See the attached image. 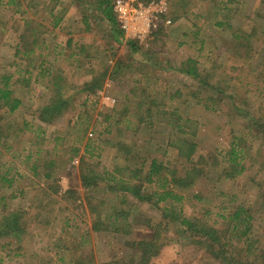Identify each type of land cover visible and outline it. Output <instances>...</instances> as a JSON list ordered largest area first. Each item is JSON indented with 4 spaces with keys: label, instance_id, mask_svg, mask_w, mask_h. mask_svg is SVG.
I'll use <instances>...</instances> for the list:
<instances>
[{
    "label": "rangeland",
    "instance_id": "rangeland-1",
    "mask_svg": "<svg viewBox=\"0 0 264 264\" xmlns=\"http://www.w3.org/2000/svg\"><path fill=\"white\" fill-rule=\"evenodd\" d=\"M187 1L191 2L190 17L180 20L177 24L168 18L169 21L164 25L165 32L155 39L151 38L154 41L150 38L139 40L140 49L137 54L132 53L126 44L125 36L124 42L117 43L111 38L107 27L97 26L93 21V28L89 32L84 31V24L71 27L69 22L72 17L76 15L78 18L81 17L74 6H70L65 13L69 21L65 24V29L61 31L54 29L51 8H47V4L52 3L50 0H42L37 12L29 11L28 17L35 20V25L43 23L48 29V32L43 34L47 48L49 46L48 50L44 49V54L45 52L49 54L46 64L51 63L52 69L49 70L50 75L40 77V81L36 83L35 77L32 78L29 91L18 90L17 94L25 102L23 107L14 113L1 111L3 117L0 120V137L2 135L8 137L7 146H10V149L7 150L1 146L2 144L0 145V220L8 212L25 211L28 229L21 241L12 236L0 238V264H62L59 261L58 249L54 245L57 243L61 246L66 245L70 240L72 246L78 244L80 247L77 251L75 249V259H80L85 264L137 263L136 258L133 260L130 258L128 247L117 236L93 229L88 199L93 197L95 201L98 200L102 190L92 192L91 189L84 188L81 178V157L97 172H101L105 167L111 168L113 163L118 161L117 148L110 145L112 141L110 137L114 134L101 137L99 130L105 124L99 123L105 115L113 114L117 108H122L125 104L130 105L128 107L130 113L138 112L139 117L143 118L145 110L143 108L137 110L133 102L130 104L129 100L133 99V91L140 99H156L157 103L152 106L154 110H164L169 113L167 118L161 119L154 128H149L145 123L142 124L141 130L130 138L133 143L141 145L153 142L166 146L170 143L171 127L167 125V122L174 109L178 110V115L187 119L182 124V130L179 131L182 135L179 137L182 138L176 143L180 146H184L186 142L197 145L196 149L207 151V156H210L217 148H227L230 129L239 128L237 120L232 118L234 114L238 117L239 112L235 110L232 103L237 104L242 101L246 106L252 107V112L255 114L257 112L264 118V49L263 55H260V50L264 47V0H233L228 4L234 27L249 33L254 31L252 43H246L241 50L242 55L230 54L226 48L221 50L223 43L228 42L231 37L229 31L223 32L212 25L215 19H204L200 25L199 38L207 37L211 46L206 45L208 48L199 50L200 42L197 46L191 45L189 37H185L183 33L190 35L195 31L194 15L197 12L208 13L211 5L210 1L206 0ZM218 1L212 0L215 7L218 6ZM43 2L46 4L44 5ZM136 3L148 4L141 0H136ZM168 5L167 12L171 9V0H168ZM18 18L20 19L12 12H0V75L17 69L13 46L16 44L15 33H18L21 25ZM194 21L196 24L200 23L199 20ZM157 26L158 24L155 27ZM68 39L73 41L72 48H67ZM181 42L183 45H180ZM82 44L92 46V49L81 53L79 49ZM97 47L99 51L94 50ZM256 52L259 53L258 58L252 59V54ZM87 55L95 57L93 60H99V57V61L107 59L111 69L118 60H121L123 68L117 75L114 69L112 71L110 69L109 80L104 81L103 90L90 96L87 107H81L86 94H79L77 88L92 77ZM187 58H196L200 69L211 71L210 82L215 83L223 79L224 81H219L220 85L223 82L225 85L229 81H232V85L234 81L237 82L241 87L240 97L236 96L233 102L234 100L230 99L226 92L216 97L219 110H206L201 103H204L206 97L211 96L210 90L199 87V84L191 77L176 71L181 66V61ZM257 61H259L258 65ZM34 64L37 66L40 63L35 61ZM92 64L96 66L95 61H92ZM37 72L39 70L35 73ZM18 74L19 72L14 75V78ZM56 75L63 76L66 82L60 89L63 97L72 98L74 102H71L70 109L57 123L46 125L40 123L35 113L50 99L52 93L46 89L45 83ZM193 92L198 93L196 97L191 94ZM84 112L86 113L81 120L84 124L76 127L79 115ZM229 120H231L230 123L226 124ZM25 122L32 125L25 130H20ZM96 123H98L97 126H95ZM183 132H185L184 135ZM81 137H84L83 141L78 142ZM101 139H106V142ZM113 140L114 142L124 141L119 136ZM72 143L79 148V153L70 162V165L74 167L72 173L53 174L52 179H46L43 164L65 158L67 156L65 153H70L69 146ZM86 144L91 146L86 147ZM252 145L256 151L257 144ZM160 152L163 153L161 150ZM149 153L147 151V156ZM160 155L168 168L179 169L180 161L175 159L172 153L168 156ZM40 159L43 162L38 168L39 174L35 175L32 168ZM137 159L140 160V157L137 156ZM261 159L264 160V154L261 155ZM257 169L258 165H255L248 172V177L237 179L238 183L222 179L213 183V186H204L206 193L212 197H210L211 201L209 203L205 201L199 205L187 201L185 213L187 215L202 213V209L207 208L215 214L216 206L221 199L225 200V198H217L220 191L226 192L232 189L240 191L245 189L246 182L248 192L245 193L242 190L240 199L244 198L253 206L257 202L258 191L253 182L249 181V177L255 175ZM198 188L204 191L203 184ZM69 189L77 191L75 197H70ZM222 204L226 205L225 202ZM259 204L255 205V209ZM134 206L135 220L133 219L132 222L136 234L148 230L142 223L147 217L161 219L158 209L147 203L136 201ZM214 219L213 216L212 223ZM163 237L165 243L159 255L152 260V264H220L211 256L208 258L201 256L200 249L182 237L175 236L177 240L174 242H170L169 232ZM3 245L9 246L3 248ZM63 252L61 251V255ZM123 256L125 259L127 256V259L124 260Z\"/></svg>",
    "mask_w": 264,
    "mask_h": 264
},
{
    "label": "trees",
    "instance_id": "trees-1",
    "mask_svg": "<svg viewBox=\"0 0 264 264\" xmlns=\"http://www.w3.org/2000/svg\"><path fill=\"white\" fill-rule=\"evenodd\" d=\"M41 1L0 0V12H12L15 16L20 17L18 19L21 22L18 33H15L16 44L13 46L17 69L0 75V120L3 117L1 111L6 110L8 113H14L25 104L22 97L17 94L18 90L26 89L29 91L32 86L30 85L32 78L35 77L34 81L36 83L40 81V77H44L46 74L50 75L49 70L52 69V65L50 67L51 63L46 64V58L49 54H46V52L44 54V49L48 50L49 46L47 48L46 40L43 37V34L47 33L48 29L43 23L35 25V20L28 17L30 10L37 12V8L42 3ZM50 1L52 3L51 5L47 4V8H51L50 14L53 15L54 29L59 31L65 29V24L69 21V19H66L65 13L70 6H74L81 17L73 16L71 22H69L71 27L84 24V31L89 32L92 30L94 22L97 26L107 27L114 41L117 43L124 42V33L120 29L113 10L115 0ZM141 1L148 3L154 0ZM171 1L170 14L167 12L162 16L157 22L158 26L152 29L149 37H147L151 41H154L153 39L165 32L164 25H166V21H169L167 20L168 18H171V22L177 24L180 20L190 17L189 7L191 2L187 0ZM206 1H210L209 12H197L194 18L197 21L199 20L200 23L196 24L195 19H193V26H196V30L190 35L187 33H183V35L189 37L193 46L194 44L197 46L200 42L199 50L208 48L211 44L209 45L207 37L206 39L199 38L200 25L204 19H215L212 25L216 29L223 30V32L229 31L231 37L228 42L225 41L223 43L220 47L221 50L226 48L230 54L242 55L241 50L246 43H252L254 31L249 33L234 27L231 22V9L228 7V4L232 3L233 0H219L216 7L215 4L213 5L214 1L213 3L212 0ZM43 3L44 5L46 4L45 2ZM219 16L222 18L219 19ZM138 42L139 40L136 39L126 40V44L132 53H138L140 49ZM72 43V39H68L66 42L67 48H72ZM180 45H183V43L181 42ZM80 47L79 51L81 53L92 49V46L84 44ZM98 48L94 50L99 51ZM263 49L264 47L260 50V55H263ZM258 54L257 52L252 54V59L258 58ZM86 57H89V72L92 77L77 88L79 94H86L81 107H87L90 96L103 90L104 81L108 79V73L111 69L107 59L99 61L100 57L99 60H93L95 57L90 55ZM35 61H39L40 64L36 66L34 64ZM92 61H95L96 66L92 64ZM198 64L196 58H187L183 62L181 61V66L176 71L191 77L199 84V87H205L210 90L211 96L206 97L204 103H201L206 110H219L216 97L226 92L228 97L234 100L233 102H235L236 96L240 97L239 91L241 87H239L237 82L234 81L233 85L231 84L232 81L227 82L226 85L224 82L220 85L219 81H224V79L217 80L215 83L210 82L211 71H203ZM256 64L258 65L259 61ZM122 66L121 60L114 64L112 69H114L115 75L121 72ZM38 70L39 72L35 73ZM17 72H19L18 76L14 78ZM26 75L27 77H25ZM65 84V79L61 75H56L45 83L46 89L52 94L48 102L35 113L40 123L46 125L55 124L70 109L71 102H74V99L64 98L60 90ZM132 93L133 99L129 100L131 101L130 104L133 102L135 107L138 108L137 110L139 108L145 110L143 118L139 117L138 112L130 113V108H128L130 105L125 104L122 108H117L113 114L105 115L99 123L101 125L105 124L103 127L100 126L99 134L101 137L114 134L113 137H110V140H112L110 145L117 148L116 159L118 161H115L111 168L105 167L102 168L101 172H97L91 168L89 163L84 162L83 157H81L83 187L91 189L92 192H96L98 189L102 190L99 193L98 200L95 201L93 197L88 199L93 229L111 233L122 240L123 244H126L129 249L130 258L132 260L136 258V264H152V260L159 255L165 243L163 236L168 232L170 233V242L177 240L175 236L182 237L198 247L201 251V256L205 258L211 256L219 261L220 264H264V160L261 159V155L264 154V118L260 117L257 112L256 114L252 112V107L246 106L242 101L237 104L232 103L235 110L239 112V118L235 114L232 117L237 120L239 128L233 127L230 129V139L227 148H217L215 152L207 156V151L196 149L197 145L186 142L184 146H180L176 143L182 138L179 137L182 136L179 131L182 130V124L187 119L178 115V110L174 109L170 113V118L167 122V125L171 127L170 143L166 146L153 142H148V145H141L133 143L130 138L141 130V126L144 123L149 128L157 126L161 119L167 118L168 112L154 110L152 106L157 103L156 99H140L138 98L139 96H135V91ZM176 93L178 94L179 92ZM191 94L196 97L198 93L193 92ZM85 113L79 115L76 122L78 125L74 124L77 125L76 127L84 124V121L81 122V120ZM230 121H227L226 124H229ZM31 125V123L25 122L20 130H25ZM184 134L185 132H183ZM116 136L123 138L124 141L114 142L113 139ZM83 138L81 137L78 142L80 140L83 141ZM105 140L101 139V141ZM7 141L8 137L3 135L0 137V145L2 144L3 148L9 150L10 146H7ZM75 142L78 143L77 141ZM253 143L257 144L256 151L253 149ZM74 144L72 143L69 146L70 153L66 152L67 156L65 158L61 160L55 159L43 164L46 179H52L53 174L72 173L74 167L70 165V162L79 153V148ZM90 146V144H86V147ZM156 147L157 149H155ZM147 151L150 152L148 156L146 154ZM158 152L165 156L172 153L175 159L180 161V170L168 168ZM137 156L140 157V160L137 159ZM42 162L43 160L41 159L35 162L37 164L32 168L35 175L39 174L38 168ZM255 165H258L257 172L249 177V181L253 182L258 191L257 202L253 206L247 203L244 198L240 199V195L243 194L242 190L245 193L248 192V183L246 182V186L244 185L245 189L240 191H235V189L226 192L220 191L221 193L217 195V198H225V200L221 199L216 206L217 212L215 214L207 208L202 209V213H194L193 215L185 213L187 201L195 202L194 204L197 205L205 201L208 203L211 201L212 197L206 193L204 186H213V183L222 179L234 182L237 179L239 180L240 177H248V172ZM84 167H86L87 172H84L86 171ZM261 175L262 177H260ZM202 184L204 191L198 188ZM76 193L77 191L74 189L68 190L70 197H75ZM136 201L153 206L158 209L161 215L159 220L153 217L144 219L142 223L148 230L137 234L132 222L133 219L135 220L133 207H135ZM224 202L226 205L222 204ZM257 203L259 206L255 209ZM26 215L27 212L21 210L8 212L3 215L0 220V238L12 236L21 241L23 236L27 234L28 229L25 220ZM213 216L215 217L214 223H212ZM70 241L66 245L61 246L58 243L54 245L60 254V263L85 264L84 261L81 262L80 259H75V249L77 251L80 247H78V244L72 246ZM7 246L9 245H3V248ZM61 251H64L63 255H61ZM123 259L126 260L127 256L126 259L123 256Z\"/></svg>",
    "mask_w": 264,
    "mask_h": 264
},
{
    "label": "built area",
    "instance_id": "built-area-1",
    "mask_svg": "<svg viewBox=\"0 0 264 264\" xmlns=\"http://www.w3.org/2000/svg\"><path fill=\"white\" fill-rule=\"evenodd\" d=\"M168 8V0H154L148 4L136 3V0H115L113 3V10L124 36L140 41L149 37Z\"/></svg>",
    "mask_w": 264,
    "mask_h": 264
}]
</instances>
